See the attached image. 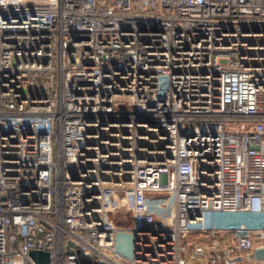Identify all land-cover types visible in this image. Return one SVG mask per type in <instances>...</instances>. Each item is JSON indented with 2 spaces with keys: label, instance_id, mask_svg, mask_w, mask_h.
Masks as SVG:
<instances>
[{
  "label": "built area",
  "instance_id": "obj_1",
  "mask_svg": "<svg viewBox=\"0 0 264 264\" xmlns=\"http://www.w3.org/2000/svg\"><path fill=\"white\" fill-rule=\"evenodd\" d=\"M242 212L264 0H0V264H264Z\"/></svg>",
  "mask_w": 264,
  "mask_h": 264
},
{
  "label": "crops",
  "instance_id": "obj_2",
  "mask_svg": "<svg viewBox=\"0 0 264 264\" xmlns=\"http://www.w3.org/2000/svg\"><path fill=\"white\" fill-rule=\"evenodd\" d=\"M185 240L189 241V245L187 244V242H185ZM182 241L185 245V249L183 250V255L186 258H189L192 264H201L205 262L206 260L205 254H199L191 258L189 256L194 243H205L206 242V239L203 236L196 233V231H191L182 238Z\"/></svg>",
  "mask_w": 264,
  "mask_h": 264
},
{
  "label": "rangeland",
  "instance_id": "obj_3",
  "mask_svg": "<svg viewBox=\"0 0 264 264\" xmlns=\"http://www.w3.org/2000/svg\"><path fill=\"white\" fill-rule=\"evenodd\" d=\"M241 214L243 215L244 218L248 219L253 224H257V223L263 224L264 223V212H261V213L242 212ZM226 215H228L227 212H217V213L214 214L215 218L218 219V220L222 216H226ZM233 215H235V213ZM116 219H118V220H121V219L124 220L125 219L127 221L129 220L128 217L124 218L121 212H118L116 214ZM185 242H187V244L189 245V241L185 240ZM255 242H259V240L255 239ZM262 242H264V238L262 239Z\"/></svg>",
  "mask_w": 264,
  "mask_h": 264
},
{
  "label": "water",
  "instance_id": "obj_4",
  "mask_svg": "<svg viewBox=\"0 0 264 264\" xmlns=\"http://www.w3.org/2000/svg\"><path fill=\"white\" fill-rule=\"evenodd\" d=\"M30 254L32 257L37 258L38 263H46L48 261V252L46 250L32 249ZM250 254L253 258L264 257V246H254Z\"/></svg>",
  "mask_w": 264,
  "mask_h": 264
}]
</instances>
